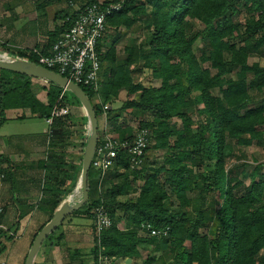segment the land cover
Masks as SVG:
<instances>
[{
	"label": "trees",
	"instance_id": "obj_1",
	"mask_svg": "<svg viewBox=\"0 0 264 264\" xmlns=\"http://www.w3.org/2000/svg\"><path fill=\"white\" fill-rule=\"evenodd\" d=\"M62 1L47 3L50 6ZM66 1L70 7L55 16L54 29H45L47 40L43 44L19 51L4 49L3 45V51L41 64V57L49 55L57 38L71 28L88 2ZM244 9L258 17L248 18L241 25L236 18ZM143 20L148 34L142 41L133 39L128 43L124 60L119 59L114 45L102 55L101 77L109 79H103L100 103L94 108L99 119L106 103L113 102L121 92L139 95L119 110L106 111L110 130L122 141L135 139L133 129L120 122L128 111L140 131L150 133L154 145L147 148L143 164L134 169L131 156L121 151L102 182L101 171L92 166L90 201L68 219L86 217L94 223L93 212L101 205L109 213L113 224L100 235L93 224L94 246L89 254L93 264H101L103 258L112 261L105 264H118V259L134 261L141 258L142 249L151 247L156 253L169 250L167 255L174 256L171 264H264V171L258 166L249 175L250 185L246 186L241 179L243 168L227 166L235 144L264 145V99L257 101L264 92V67L249 61L251 57H264V0H125L123 9L107 21L118 32L121 27L131 29ZM194 22L201 23L203 29L190 35ZM111 36L106 37L109 40ZM118 36L121 38L122 34ZM107 38L102 44L105 48ZM197 40L207 45L199 59L194 53ZM141 62L145 65L140 70L152 72L151 85L134 80L138 72L134 66ZM49 84L45 106L32 91L31 77L0 70V127L7 110L30 109L38 118L47 119L54 108L69 104L66 95L60 99L63 89ZM82 88L91 101L97 98L93 89ZM215 89L219 90L218 96L213 92ZM174 119L180 120V128ZM70 127V116L56 119L50 146L66 147ZM150 149L166 151L162 163L149 162ZM55 159L53 163L51 154L44 163L46 184L38 208L48 215V220L38 223L30 247L51 221L62 196L73 190L82 170V165L67 163L64 157L56 155ZM12 167L9 159L0 155V176L4 175L6 181ZM62 169L65 171L60 173ZM68 182L70 188L64 189ZM132 193L138 196L133 198ZM124 197L126 200H121ZM175 203L178 207L174 209ZM147 226L157 231L169 228L170 232L167 237H154L146 230ZM55 233L47 239L46 253L53 247H61L64 237L53 239ZM14 240L15 237L0 230V255ZM44 250L41 248L39 255ZM68 250L69 264H87L82 249ZM155 263V257L143 261Z\"/></svg>",
	"mask_w": 264,
	"mask_h": 264
},
{
	"label": "rangeland",
	"instance_id": "obj_2",
	"mask_svg": "<svg viewBox=\"0 0 264 264\" xmlns=\"http://www.w3.org/2000/svg\"><path fill=\"white\" fill-rule=\"evenodd\" d=\"M47 1L48 0H0V55L3 56L7 54L6 52L3 51L2 48L4 49L8 48L11 49L12 51H19V49H23V48L33 49L38 44H43L47 40V37L44 35L45 29H51V30L54 29L55 24L57 23L55 21V16L62 10L64 9L67 10L70 7L69 2L66 0H63L61 3L56 2L50 6H48ZM75 1L79 3L82 2L83 0H75ZM148 10L149 11L151 10L150 5L148 6ZM44 15H47V19L45 22L43 21ZM253 16L258 17V14L250 15L248 11L244 9L241 11V15L238 18H236V21L241 25H244L246 20ZM145 21L146 20H143L137 23L131 29H126L124 27H121L119 28L118 32L113 31L115 29L114 28L109 34V35L112 34L110 39L108 40L107 38L108 41H107V46L105 48V52L108 51L114 45L117 49L119 59L124 60L126 57V55H124V48L127 47L128 43L133 39L142 41L146 38L148 32L146 30L147 26ZM202 29H203V25L201 23L194 22L193 28L191 29V32H189V34L190 35L196 34ZM119 33L122 34L121 38H119L118 36ZM206 49H207V45L202 40H197L194 46V53L198 59L201 57L203 51H205ZM249 61L250 63L259 62L264 67V57L263 58L251 57ZM144 65H145L144 62H141L140 64L134 66V69L138 71L134 75V80L137 83L141 82L148 86L151 85L152 72L149 71L148 69L140 70ZM105 66L107 69L108 65L106 64ZM202 67L208 68L209 64H202ZM103 79L105 78L102 77L101 86L103 83ZM106 79L105 80L108 81L109 77H107ZM213 92L216 96L219 95L218 89H215ZM66 97L69 100V104H67L68 106L70 107L79 106V108L85 111L86 113V110L83 107L82 103L80 102L79 105L75 99V96L71 92L66 91ZM138 97L139 95H136L134 97L129 96L127 91H123L113 102L106 103V105L109 107V109L119 110L123 107L125 102L131 100L132 98L136 99ZM257 98H258L257 101L264 99V92L261 93ZM98 102L100 103V99L98 98L96 99L94 98L92 100V103L94 105ZM87 120H89L88 117ZM106 121H108V118L107 116L105 117L104 113L103 116H99L100 129L101 130L103 129L102 131L104 133L107 132V134H110V136L119 139V137L116 134L112 133V131L110 130L111 127L110 126L108 127V124L104 126V123H106ZM120 122L129 125L133 129L134 135H137V132L140 131L138 122L135 120L134 117H132V115L128 111L123 113ZM173 122L177 123L179 128L181 127V122L179 119H174ZM48 130H49V124L47 123L46 119H40L36 117L35 119H29L21 123L20 122L11 123L4 128L2 133L9 132L19 135H27L31 133L43 134L44 131H46L47 133ZM232 144L234 145L233 142ZM151 145L152 146L154 145L153 141L150 142V146ZM165 152L166 151H154L150 149L148 153L149 162L162 163L165 157ZM227 162H228L227 164L228 169H231L235 166H241L243 168L244 176L242 175L241 179L244 180L246 186H249L251 181L249 175L258 166H262V170L264 171V145L241 146L235 144L234 155ZM111 173L113 174L114 172ZM81 174H82V170L79 173L78 177L81 176ZM107 177L108 174L106 175L105 178ZM137 186L138 185L136 184L135 187ZM130 196L136 198L138 194L132 193L130 194ZM2 197H3V193H2ZM81 197H82V193L80 192L77 193L76 198L80 200ZM126 198L125 197L121 198V200L124 201L126 200ZM176 204L177 203H175L174 205V209L178 207L176 206ZM4 205L2 206L1 204L0 209H3L5 207ZM32 210H35V207L34 208L32 207ZM37 221H38L37 218L35 220L33 215L30 216L29 219H22L14 216L10 217L9 214L3 211V215L0 216V225H3L6 228L7 236L15 237V240L13 243H9L7 251L2 255H0V264L24 263V259L26 256H28L29 253L26 250L30 244L31 232L32 229H34L38 225L39 221L38 222ZM91 223H93V219L91 220L86 217H73L70 219L67 218V221L64 223V225L60 226L59 229L56 231V233L53 235V239L57 238L63 232L65 225H84V226L71 227L73 233L77 234L76 236L79 237V240L76 239L74 241L76 236L73 235L71 236V238H69L71 242L68 241V243L66 244V239H63L61 241L60 251L58 252L55 247H53V249L51 250H48L50 253H47V255L45 254L46 261L41 264H57V263L69 264L70 259L66 256L68 251L67 245L71 246L72 251L76 248L82 249V251L86 254L85 255L86 257L85 259H87L86 263L93 264L92 261H90L91 258L89 255L91 246H94V232H93L94 223L93 224ZM120 228L124 230L125 226L121 224ZM88 230L90 231L89 235L86 234ZM79 231H84V234L83 232L80 233ZM141 234L143 236L146 235L148 236V234L145 233H141ZM48 244L49 241L47 240L42 247L43 250L45 249L44 251H46ZM186 245L189 246V243L187 242ZM54 250L57 251V257H59L57 263L53 262ZM168 252L169 250L161 249L159 252L156 253L152 250V247L147 249H142V256L141 258L135 260L136 261L135 264H143V261L147 259V257H155L156 259L155 264H171L173 263L174 256L167 255ZM109 262L111 263L112 261H107L105 258H103L101 264H105Z\"/></svg>",
	"mask_w": 264,
	"mask_h": 264
},
{
	"label": "crops",
	"instance_id": "obj_3",
	"mask_svg": "<svg viewBox=\"0 0 264 264\" xmlns=\"http://www.w3.org/2000/svg\"><path fill=\"white\" fill-rule=\"evenodd\" d=\"M45 21L46 20H44V22ZM49 87L50 84L48 82H44L43 80L32 78V91L36 96V98L38 99V101L45 106L48 104ZM70 109H71V115H70L71 127L69 129L71 136L70 139L67 140L66 147L50 146L49 137L46 131H44L43 134L31 133L27 135H19L9 132L2 133L4 128L11 123H18V122L21 123L29 119H35L37 117L32 113L30 109H10L5 112V122L0 127V155L7 157L9 161L12 163L13 167L10 170L11 173L9 180L6 181L4 175L0 176V205L2 204L3 206L5 204L3 210L7 214H9L10 217L14 216L22 219H29L30 216L33 215L35 220L37 218V220L39 221L37 222L40 224L48 220V215L40 212L38 208L42 204V198L44 196L43 190L46 184L47 172L44 168V163L48 162L49 156L51 154H54L53 163H56L55 157L57 155L59 157L60 156L64 157L65 162L74 164L76 166L82 165L83 168L84 149L87 140L89 138L91 128H90L89 120H87V115L85 111L80 109L79 106H73L70 107ZM105 124L106 123H104V126ZM109 126H111V124L108 122V127ZM102 130L100 129V124H99V137L103 136ZM63 170L65 171V169H62L60 170V173H62ZM60 176L62 177L63 175L61 174ZM81 176L77 178V182L75 184V187L73 188V191L70 192L65 197L64 195L62 196L63 199L59 204L57 210L66 201H68L69 198L71 199V201H73V203H77L82 199V197L80 200L76 198L77 193L79 192L82 193L80 189ZM70 184L71 183L68 182L66 186L63 188L64 189L70 188ZM2 193H3V197H2ZM32 207L33 208L35 207V210H32ZM72 226H84V225H65L64 230L60 235H63L64 237L63 239H66V244L68 243V241L71 242V240L69 239L71 238V236L77 235L73 233L71 228ZM37 227L38 225L34 229H32L31 237L33 233L36 231ZM79 232L80 233L83 232L84 234V231H79ZM86 234L89 235L90 231L88 230ZM76 239L79 240V237L76 236L74 241ZM67 246L68 249H72L71 246L69 245ZM92 247L93 246H91V248ZM30 249L31 247L29 244V247L27 248L26 251L29 252ZM60 249L61 247H56V250L58 252L60 251ZM56 250L53 251V262L57 263L59 257H57ZM46 252L47 251H44L42 255H38L39 257L38 256L36 257L35 262H37L38 264L44 263L46 261V255H47ZM68 255H69V250L67 251L66 256L68 257ZM113 260L116 259L114 258ZM90 261H92V259H90ZM135 262L136 261L134 260L131 262V264H135ZM116 263L126 264V261H124L123 259H118L116 260Z\"/></svg>",
	"mask_w": 264,
	"mask_h": 264
},
{
	"label": "built area",
	"instance_id": "obj_4",
	"mask_svg": "<svg viewBox=\"0 0 264 264\" xmlns=\"http://www.w3.org/2000/svg\"><path fill=\"white\" fill-rule=\"evenodd\" d=\"M124 2L125 0L120 3H114L112 0L96 2L88 0L71 28L57 38L49 55L41 57L40 65L59 73L76 85L93 89L98 98L99 90L102 87V55L105 53V47L102 44L112 31L107 20L114 13L123 9ZM75 8L79 9L77 6ZM66 91L63 89L60 99H63ZM104 110L106 117L109 107L104 106ZM70 115L71 109L68 105L54 108L51 116L46 119L49 124L48 137H51L55 120ZM107 124L108 121L105 125ZM150 141V133L145 129L139 131L133 141H122L103 132L92 162V166L101 171V182L109 170L114 167L121 151L128 152L131 156L132 169L143 164ZM0 213H2V209H0ZM93 215L98 235L112 226V219L103 205L95 209ZM0 230L6 231V228L0 225ZM146 230L151 236L159 238L167 237L170 232L169 228L157 231L150 226H147Z\"/></svg>",
	"mask_w": 264,
	"mask_h": 264
},
{
	"label": "water",
	"instance_id": "obj_5",
	"mask_svg": "<svg viewBox=\"0 0 264 264\" xmlns=\"http://www.w3.org/2000/svg\"><path fill=\"white\" fill-rule=\"evenodd\" d=\"M0 70H6L23 76L31 77L33 79L51 82L62 89H66L67 91L71 92L85 108L91 128L89 138L84 149L83 168L80 182L82 199L77 203H73V201H71L69 198L68 201H66L54 213L51 221L47 223L46 226L38 233L25 262V264H34L36 257L39 255L43 244L49 238V236L55 233L68 217L72 216L76 211L84 208L90 201L89 172L91 170L92 162L99 143V119L97 117L94 104L83 88L69 81L59 73L51 71L40 64L18 59L8 54L3 56L0 55ZM131 262L132 260L128 259L126 264H131Z\"/></svg>",
	"mask_w": 264,
	"mask_h": 264
}]
</instances>
